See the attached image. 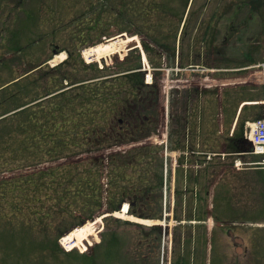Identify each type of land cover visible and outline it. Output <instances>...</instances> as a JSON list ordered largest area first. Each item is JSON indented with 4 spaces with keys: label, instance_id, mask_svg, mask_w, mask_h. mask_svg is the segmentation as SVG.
<instances>
[{
    "label": "rangeland",
    "instance_id": "obj_1",
    "mask_svg": "<svg viewBox=\"0 0 264 264\" xmlns=\"http://www.w3.org/2000/svg\"><path fill=\"white\" fill-rule=\"evenodd\" d=\"M163 1L168 6L182 10V7L180 8L183 5L182 0H147V2H156V4H163ZM106 3H113L118 8L114 10L108 7L113 6L112 4L106 7ZM141 4H143V0H0V114L44 96L59 85H67L68 79H60L61 75L80 79L92 77L95 70L86 69L77 63V53L87 63H97L101 68L106 67L105 74H108L107 76H114L115 73L122 70L121 62L127 54L130 53L129 63L135 61V55L140 53L139 49H135L134 52L127 51L122 58L115 55L110 60H94L92 58L88 60L85 51L93 45L117 36L135 35L144 48V41L147 42V33L153 28H155L154 32L164 35L174 34L179 20L176 16L173 18V15L167 11L159 16L150 15L146 28L142 29L138 25L140 21L135 16ZM126 7L127 15L129 18H133L132 21L123 23L121 21L125 19H120L118 22H114L115 11L119 12ZM233 11V22L229 28H226L227 20L230 19ZM213 13L216 14L214 21H211L214 25L212 37L215 42L202 45L200 41H195V38L192 40L193 36L202 35V31L209 23ZM183 16H186V11ZM156 17H160L162 20V24L158 27H155L156 24H154L157 21ZM187 23L189 25L187 34L185 35L184 32L183 35L185 37L182 47L184 54L181 57L183 65L188 66L194 63L203 65L202 59L207 63L206 57L200 59L199 56L192 55L191 45L194 52L203 51V47L206 46L209 51H213L214 46L222 52L226 50L225 57L212 54L217 62L212 66H215L217 70L215 77L211 80L213 85L209 91L210 98L207 97L204 106L197 100L196 95H193L195 91H192L193 94L186 89L180 90V93L173 90L171 93L170 113L176 115L178 109H183V113L185 112L184 114L188 117L189 127H191L190 147H196L198 151L204 153H211L212 158H207V161L206 159L204 161L200 154H186V168L192 175L196 169L195 161L198 160L201 163L198 172L200 171L202 181L201 185L197 186L196 194L195 190L194 193L187 192V196L181 199L178 192L183 189L181 180L183 167L175 162V159L180 157L176 155L179 149L173 148L175 139L181 133L175 132L178 128L175 120L170 122L172 128H169V135L172 138V148L166 157L163 154L165 151L162 147L163 144L159 143L161 139H166V134L167 137L169 136L166 131L167 117L164 116L166 114L164 87L161 86L159 99L161 100L160 108L163 111L162 118L161 123L155 126V131L149 136L151 139L149 149L155 156L154 153L158 152L161 147L160 154L163 155L161 156L163 165H161L160 158L157 157L159 154L156 153L155 157L148 158V160L151 159L148 168L144 169L141 166L132 172L135 186L143 184L141 186L143 187L149 182L153 185L157 183L158 174L161 170L164 171V206L161 215L166 213L170 216L171 264L182 255V240L185 238L188 241L191 236L194 223L186 221L188 220L186 215L190 210L187 207L195 199H232L255 201L256 203L264 201V170H254L250 165V160L260 159L259 156L226 154V156L219 157L213 155L215 151H223L221 149L225 148L224 145L233 135L238 123L245 125L247 121H253L258 117L261 109L259 100L263 96L262 76L264 70L256 69L251 65L264 61V0H192ZM94 25L98 26L99 30H94L92 28ZM181 26L182 22L179 31ZM196 26L199 27L198 32L195 29ZM225 35L230 37V39L227 38V47L225 41H222ZM177 42L176 39V45ZM166 43L174 45V37L167 39ZM145 53L152 66H161L160 54L156 57L155 52L151 55L149 52ZM154 56L156 60H153ZM64 60L67 63L61 64ZM168 62L174 64V59H168ZM37 65L40 66L29 72V75L23 77L19 82L6 88L1 87L2 84ZM56 67L61 68L55 70ZM156 73V80L161 83L162 77ZM192 73L190 69L184 72V76L188 80L182 81L181 85L191 83ZM185 95L192 97L189 99ZM194 127L196 131H194ZM8 156V154H3L0 156V160L3 161L2 159ZM238 163L241 164L236 166ZM28 170L31 168L6 170L0 164V180L10 175L22 174ZM144 170H147V181L142 180ZM188 185L194 188L191 180ZM1 186L0 184V189ZM52 204V200L47 203L48 206ZM8 211L7 198L3 197L0 199V264H41V261H44V264H83L81 254L90 247L87 240L84 241L86 248L76 246L71 250L73 255L62 253L63 251L56 252L53 249L54 243L48 239L45 240L48 236L53 238V231L43 232L38 227L27 229L28 227L25 228L20 219L14 220L10 224L4 215ZM99 214L100 211L92 218H86L83 224L76 223L77 219L72 217L69 220L72 221L69 229L93 222V219ZM132 214L134 215V213ZM180 216L185 221H177L176 219H179ZM54 219L57 222V213L55 212ZM123 219L127 218L123 217ZM148 229L113 219L102 220L97 225V232L93 236L97 239L98 244L93 243L94 246L90 247V251L101 252L107 260L108 257L103 248L115 235L114 237L118 238V245L121 247L120 256L117 261L113 256L114 259L106 261V264H170L168 253L164 254L162 248L157 249L156 246V249L149 250L147 243L157 241V239L155 234L148 233ZM65 235L66 233L58 239V242L60 247L67 252L69 244L61 243ZM203 236L205 237V234ZM43 242L46 243L45 247L41 245ZM94 247L96 248L94 249ZM188 264H193V260H188Z\"/></svg>",
    "mask_w": 264,
    "mask_h": 264
},
{
    "label": "trees",
    "instance_id": "obj_2",
    "mask_svg": "<svg viewBox=\"0 0 264 264\" xmlns=\"http://www.w3.org/2000/svg\"><path fill=\"white\" fill-rule=\"evenodd\" d=\"M182 2L180 10L164 1L156 4L143 0L135 15L140 21L138 25L145 29L150 15L159 16L166 11L180 19L188 0ZM109 4L106 3V7L118 8ZM114 18V22L125 19L123 23L133 19L128 17L127 7L115 11ZM156 18L154 24L158 27L162 20ZM92 28L99 30L96 25ZM144 46L149 51L145 41ZM129 55L121 62L122 70L117 75L107 76L106 67L86 63L77 53V63L95 70L92 77L80 79L61 75L60 79H68L69 88L59 85L52 92L5 112L18 109L0 118V156L9 155L0 160V164L6 170L31 168L0 180V199L6 197L9 204V211L4 215L10 224L20 219L27 229L38 227L43 232L53 231V238L48 236L45 240L54 243L56 252L69 254L60 247L58 239L70 230L72 217L77 219L76 223L83 224L86 218H92L99 211L118 209L124 200L131 202L130 211L135 214L161 216L162 170L157 183L149 182L143 187V184L135 186L132 174L138 167L150 166L148 158L155 157L153 151L148 145L117 148L150 135L157 123L154 116L158 113L155 104L159 86L145 83L144 73L138 70L139 53L135 61L128 63ZM49 94L52 95L45 97ZM243 126L235 130L228 151L245 149ZM146 174L144 170L143 181H147ZM183 194L178 192L180 197ZM49 200L53 202L50 206L47 205ZM105 219L122 222L115 217ZM41 245L45 247L46 243ZM109 254H113V250Z\"/></svg>",
    "mask_w": 264,
    "mask_h": 264
},
{
    "label": "flooded vegetation",
    "instance_id": "obj_3",
    "mask_svg": "<svg viewBox=\"0 0 264 264\" xmlns=\"http://www.w3.org/2000/svg\"><path fill=\"white\" fill-rule=\"evenodd\" d=\"M216 14L210 16L209 23L204 27L202 35L195 36V41H200V44L215 42L212 33L214 32L211 21H214ZM234 11L227 20L226 28H229L233 22ZM203 21V19H201ZM188 24L185 29H182V41L184 44L185 35L187 34ZM155 28L148 32L147 42L149 45L150 55L155 52V56L161 55V60L169 64L168 59H175L176 53L181 57V50L176 49L175 45H169L166 40L172 38L170 34H162L154 32ZM177 36L175 35V39ZM228 36L225 35L222 41L226 40ZM165 41V42H164ZM227 44V43H226ZM213 51L214 48H212ZM212 50L203 47V51L194 52L196 56L200 58L206 57L208 64H213L215 59L212 54ZM211 55L212 57H209ZM152 57L156 60V57ZM189 91H197L193 95L202 96L203 93L208 91L207 89L196 88L194 86L187 87ZM187 89V90H188ZM208 93V92H207ZM190 97V96H188ZM154 103V102H152ZM161 111V102L155 104ZM159 111V117H154L156 125L160 122L161 112ZM190 137H188V140ZM259 202V201H258ZM261 203V202H259ZM195 207L199 208L198 212L207 213L205 219H196L195 224L192 227L193 237L191 244L188 245V241L184 238L182 240V255L178 259V264H188V260L193 264H264V206L257 204L255 201H238V200H199L195 202ZM232 213L230 215L220 214ZM210 217L212 218L210 221ZM186 218V217H185ZM189 222H192V218H187ZM185 221V220H184ZM212 222V223H211ZM192 226V225H191ZM140 228V226H138ZM191 229V230H192ZM149 234H155L157 241L148 242L149 250L153 248L161 249L164 254L169 252L170 232L157 230H149ZM205 234V237L203 236ZM161 235V236H160ZM162 239V241H160ZM93 248V247H91ZM96 247H94L95 249ZM93 251V250H92ZM90 251L88 247L83 264H106L105 256L97 251ZM99 251V250H98ZM149 251V253H150ZM148 254V253H147ZM205 258V259H204Z\"/></svg>",
    "mask_w": 264,
    "mask_h": 264
},
{
    "label": "bare ground",
    "instance_id": "obj_4",
    "mask_svg": "<svg viewBox=\"0 0 264 264\" xmlns=\"http://www.w3.org/2000/svg\"><path fill=\"white\" fill-rule=\"evenodd\" d=\"M138 43H140V41L138 40V37L135 35L127 36V37L117 36L110 38L103 43H99L92 47H89L85 51V56L89 58L88 60H90V58L94 60H100V59L110 60L115 55L120 56L122 58L123 54L126 53L129 46L136 45ZM124 58L125 57H123L122 60H124ZM115 215L124 218L135 219L137 221L146 224H150L154 222V220L138 219L132 215H128V211H126V208H124L121 212H116ZM100 221L101 218H97L93 222L86 223L85 225L73 229L63 237L62 239L63 242L69 244L68 246L69 249H73L76 246H81L86 248V243L84 242L86 240L90 245V247L94 246L93 243L98 244L97 239L94 238L93 236L97 232V225L100 223ZM160 223L164 224L165 222L161 221Z\"/></svg>",
    "mask_w": 264,
    "mask_h": 264
},
{
    "label": "built area",
    "instance_id": "obj_5",
    "mask_svg": "<svg viewBox=\"0 0 264 264\" xmlns=\"http://www.w3.org/2000/svg\"><path fill=\"white\" fill-rule=\"evenodd\" d=\"M248 132L249 137L254 143L255 152L264 154V118L253 123L251 130Z\"/></svg>",
    "mask_w": 264,
    "mask_h": 264
},
{
    "label": "water",
    "instance_id": "obj_6",
    "mask_svg": "<svg viewBox=\"0 0 264 264\" xmlns=\"http://www.w3.org/2000/svg\"><path fill=\"white\" fill-rule=\"evenodd\" d=\"M132 47H133V45H132V46H129L128 48H132ZM249 143H250V142H249ZM121 206H122V205H120V207H121ZM104 213H107V212H104ZM104 213H103V214H104ZM103 214H102V215H103Z\"/></svg>",
    "mask_w": 264,
    "mask_h": 264
}]
</instances>
